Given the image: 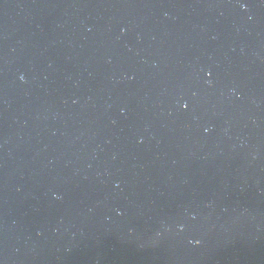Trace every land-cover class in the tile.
Segmentation results:
<instances>
[{"label": "water", "instance_id": "water-1", "mask_svg": "<svg viewBox=\"0 0 264 264\" xmlns=\"http://www.w3.org/2000/svg\"><path fill=\"white\" fill-rule=\"evenodd\" d=\"M0 264H264V0H0Z\"/></svg>", "mask_w": 264, "mask_h": 264}]
</instances>
